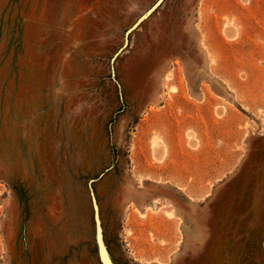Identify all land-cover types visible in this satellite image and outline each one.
<instances>
[{"label": "rangeland", "instance_id": "obj_1", "mask_svg": "<svg viewBox=\"0 0 264 264\" xmlns=\"http://www.w3.org/2000/svg\"><path fill=\"white\" fill-rule=\"evenodd\" d=\"M157 1L0 0V264H101L92 192L113 264H264V0Z\"/></svg>", "mask_w": 264, "mask_h": 264}, {"label": "water", "instance_id": "obj_2", "mask_svg": "<svg viewBox=\"0 0 264 264\" xmlns=\"http://www.w3.org/2000/svg\"><path fill=\"white\" fill-rule=\"evenodd\" d=\"M163 0H159V2L149 11L148 14H151L162 2ZM142 20H140L133 28L134 30ZM92 200H93V207H94V215H95V224H96V243L98 248V254L101 261V264H113V261L109 255L107 250L105 241H104V234L102 229V223L100 220V211L99 207L95 198L94 193L92 192Z\"/></svg>", "mask_w": 264, "mask_h": 264}, {"label": "bare ground", "instance_id": "obj_3", "mask_svg": "<svg viewBox=\"0 0 264 264\" xmlns=\"http://www.w3.org/2000/svg\"><path fill=\"white\" fill-rule=\"evenodd\" d=\"M187 120L188 119L185 118V119H182L181 122L183 121V123H188ZM188 124H190V123H188ZM153 146H154V153L156 154V156H158V157L162 156L164 153L163 144H161L159 141L155 140Z\"/></svg>", "mask_w": 264, "mask_h": 264}, {"label": "crops", "instance_id": "obj_4", "mask_svg": "<svg viewBox=\"0 0 264 264\" xmlns=\"http://www.w3.org/2000/svg\"><path fill=\"white\" fill-rule=\"evenodd\" d=\"M163 1H164V0H163ZM163 1L160 3V5L163 3ZM158 2H159V0H158V1H157V2L151 7V9H152V8H153ZM160 5H159V6H160ZM159 6H158V7H159ZM158 7H157V8H158ZM157 8H156V9H157ZM151 9H150V10H151ZM156 9H155V10H156ZM155 10H154V11H155ZM154 11H153V12H154ZM153 12H152V13H153Z\"/></svg>", "mask_w": 264, "mask_h": 264}]
</instances>
